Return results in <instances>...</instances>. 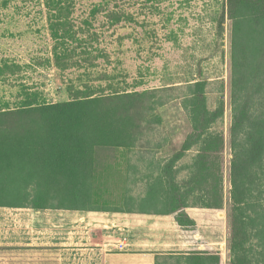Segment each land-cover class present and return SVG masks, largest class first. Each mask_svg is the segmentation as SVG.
<instances>
[{"label":"trees","instance_id":"trees-1","mask_svg":"<svg viewBox=\"0 0 264 264\" xmlns=\"http://www.w3.org/2000/svg\"><path fill=\"white\" fill-rule=\"evenodd\" d=\"M42 1L50 15L55 43L50 63L65 72L83 65L96 68L95 59L74 57L78 48L82 54L94 51L90 49L94 40L82 39L100 35L99 30L93 32L84 26L74 30L69 22L73 0ZM229 11L234 21L229 264H262L251 258L248 244L256 236L262 238L260 244L264 247V174L260 175L264 170V0H229ZM117 13L108 17L110 24L123 20L124 15ZM88 25L94 28L93 23ZM70 42L77 43V47H67ZM207 84L190 83L186 98L194 130L183 152L201 143L194 162L185 166L189 175L177 181L175 175L180 169L173 168L176 158L165 166L162 175L153 177L147 172L143 175L147 186L138 203L144 211L176 213L184 226L195 225L185 212L189 205L224 207V135L211 130L223 117L224 106L221 102L215 109L208 107ZM159 91L105 89L100 84L82 83L72 87L67 101H31L0 109V198H15L10 203L27 205L23 202L30 194L26 189L35 186L37 201L33 207H67L42 204L45 199L40 187H45L49 196L52 191L58 196L61 192L72 193L67 189L73 182L82 183L93 172L98 148H135L155 106L166 102L157 100ZM255 185L262 186L261 190L257 188L259 195L254 193ZM251 229H255L253 234Z\"/></svg>","mask_w":264,"mask_h":264},{"label":"rangeland","instance_id":"rangeland-1","mask_svg":"<svg viewBox=\"0 0 264 264\" xmlns=\"http://www.w3.org/2000/svg\"><path fill=\"white\" fill-rule=\"evenodd\" d=\"M42 2L0 0V109L31 101H67L72 87L82 83L100 84L105 89L158 88L157 100L166 102L155 106L145 122L144 134L136 147L128 151L127 164L157 177L176 158L173 168L180 169L175 175L179 181L189 175L190 170L185 166L194 162L201 148L199 143L183 152L194 130L191 107L186 100L191 91L189 84L207 81L208 107L215 109L221 102L224 106L223 117L211 130L224 135V207L221 209L228 217L230 239L234 21L229 0H73L69 22L74 30L84 26L100 32L98 36L86 35L82 39L94 40L90 45L94 51L82 54L78 48L73 57L95 59L97 67L88 69V65H83L66 72L50 63L55 43L48 20L50 15ZM112 12L124 15L123 20L110 24L108 17ZM92 23L94 28L88 25ZM66 46L77 47V43ZM109 152L110 156L120 154L115 149ZM262 174L264 170H260ZM146 182L129 191L138 198V203ZM257 188L255 185L254 193L259 195L258 189L262 186ZM112 195L121 202L126 201L118 207L131 205L127 190L119 188L98 190L96 207H106L104 204L109 203L103 202ZM261 203L264 205V200ZM251 230L253 234L255 229ZM260 241L262 238L253 236L248 250L255 262L264 264V247Z\"/></svg>","mask_w":264,"mask_h":264},{"label":"crops","instance_id":"crops-1","mask_svg":"<svg viewBox=\"0 0 264 264\" xmlns=\"http://www.w3.org/2000/svg\"><path fill=\"white\" fill-rule=\"evenodd\" d=\"M114 149L120 154L110 156ZM128 151L98 148L93 172L82 183L73 182L67 189L72 193L49 196L40 187L42 204L67 207H33L35 186L28 188L27 205L0 198V264H229L223 209L189 205L185 212L195 225L184 226L176 213L137 207L138 198L129 191L144 185L147 171L127 164ZM119 188L127 190L129 207H118L126 201L114 195L102 201L106 207H96L98 190Z\"/></svg>","mask_w":264,"mask_h":264}]
</instances>
